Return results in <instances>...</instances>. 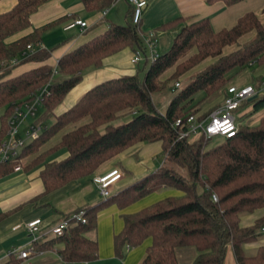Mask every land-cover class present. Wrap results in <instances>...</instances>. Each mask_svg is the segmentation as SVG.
<instances>
[{"label":"trees","instance_id":"1","mask_svg":"<svg viewBox=\"0 0 264 264\" xmlns=\"http://www.w3.org/2000/svg\"><path fill=\"white\" fill-rule=\"evenodd\" d=\"M15 1L9 11L0 14V143L13 105L28 100L31 94L49 82L53 70L42 65L2 80L17 65L43 63L49 57L45 50L29 54L26 46L36 48L42 33L54 24L34 29L28 36L10 44L4 43L6 38L27 29L30 15L50 0ZM115 1L80 0L85 10L96 12ZM224 1L232 4L241 0ZM128 6L124 25L108 24L103 34L57 61L55 76L58 80L52 81L51 78L49 95L40 107V121L51 117L53 109L81 81L82 74L100 68L103 59L126 48L133 53L141 51L145 54L141 36L148 33L142 32L139 24H131V6ZM251 32L253 37L249 41L239 42ZM227 48L233 50L225 54ZM193 49L196 53L183 65H177V69L183 67L174 79L203 62H212L197 69L182 86L175 82L179 88H172L173 95L165 111L159 113L151 96L166 88L160 76ZM23 52H27L25 58L18 59ZM140 63L148 65L142 80L138 79L136 72L92 87L69 109L53 117L52 123L42 124L44 129L37 138L21 150L19 158L36 154L61 129L88 119L86 124L63 135L56 146L39 154L32 162L31 165L41 164L48 154L58 149L67 153L63 160L43 165L39 178L46 193L72 181L91 177L101 164L136 144L159 142L161 146L163 161L158 169L100 204L80 209L84 211L85 223L72 224L49 243L62 244L57 255L65 264L93 261L97 254L96 243L84 235L95 228L99 211L111 205L121 210L151 193L169 188L180 191L182 197L167 198L138 213L121 217L122 229L113 237V249L120 260L123 259V248H137L149 240L140 264H177L174 252L184 247L195 249L193 264H223L227 246L232 250L235 264H264V248L257 249L250 256L242 249L243 245L256 240L260 230L264 229V215L250 227L241 228L238 224L241 215L256 210H262L264 214V117L254 127L237 125V133L230 139L199 136L190 143L189 140H177L178 131L184 128L174 127L176 120L183 123L188 116L200 120L218 108L220 104L201 114L192 112L203 100L229 84L231 72L236 76L250 65L264 64V24H260L253 14H247L231 29L214 33L206 20H200L184 26L166 53L151 62L143 60ZM197 93H202L203 98L193 102ZM251 102L252 112L264 107V97ZM124 117L129 119L117 125L116 122ZM213 139L221 142L213 145ZM15 165V160L0 163V178L10 175ZM213 195L216 201L212 200ZM16 263L10 257L6 264Z\"/></svg>","mask_w":264,"mask_h":264},{"label":"crops","instance_id":"2","mask_svg":"<svg viewBox=\"0 0 264 264\" xmlns=\"http://www.w3.org/2000/svg\"><path fill=\"white\" fill-rule=\"evenodd\" d=\"M119 1L116 0L108 8H104L106 11L104 17H101V12L104 10L87 11L80 0H50L40 5L29 17L30 26L6 38L5 44L15 42L28 36L34 29L49 24L54 25L44 32L57 27L62 33L75 30V37L68 43H62L47 51V40L43 37V32L39 45L36 48L32 46L27 52L34 53L37 50H45L49 52L48 59L43 63L27 62L17 65L2 80L16 77L42 65L55 68L57 61L62 56L103 34L108 24L115 25L113 23L115 16L111 7ZM123 1L127 6L124 17L126 19L129 6L126 0ZM145 2L146 6L141 14L139 29L144 33L155 32L154 51L157 56L168 51L174 37L184 26L200 20H206L214 33L231 29L239 19L247 14H253L260 24H264V0H241L232 4H227L224 0H145ZM15 4V0H0V14L9 11ZM73 20L84 22L86 25L84 30L82 31L78 27L64 30V27ZM252 37L253 33H248L239 42L245 43ZM232 50L233 48H227L224 52L227 54ZM27 52H23L18 59L25 58ZM132 55L133 52L130 49H123L103 59L100 68L83 73L81 81L53 109L51 117L45 119H50V123H52L53 117L69 109L79 97L92 87L111 79L135 74L133 64L130 63ZM211 62H203L197 69H201ZM236 76L239 78L233 84L230 81L227 86H253L255 87L256 98L264 97V64L250 65ZM225 88L213 95L212 104H221ZM252 107L253 103L247 100L237 108L239 112L236 118L247 116L245 119L246 127H254L264 117V109L252 112ZM87 122L88 119H83L76 124L64 127L41 146L36 154L20 157L16 164L17 171L0 178V264H6L9 261L10 257L7 255L11 250L28 246L30 237L25 230V224L35 220L39 221L35 236L41 237L35 244H32L34 252L29 258V264H65L57 255V251L63 248L62 244L49 243L53 237H43L42 235L61 220L68 218L76 210L93 207L103 202L98 200L99 195L92 184V178L102 176L111 170H117L121 176L110 187V191L115 194L156 170L153 168L152 160L161 156L160 143H140L101 164L91 177L72 181L61 188L45 193L39 178L43 165L61 161L66 158L67 153L64 149H58L48 154L43 163L31 165L32 162L39 154L56 146L63 135ZM38 125L42 126L41 123ZM132 211V205L121 210L111 205L99 211L96 215L95 228L84 235L87 240L96 243V259L78 264H140L150 244L149 240L144 241L137 248H123L122 260L116 256L113 249V237L119 234L123 226L121 217L131 215ZM263 215L262 210H256L247 216H240L239 227H250ZM39 246L40 249L37 250ZM259 248H264V236L261 235L242 247L245 255L253 252L255 254ZM174 255L177 264H193L196 251L193 247L178 248ZM223 264H235L230 246L225 249Z\"/></svg>","mask_w":264,"mask_h":264},{"label":"built area","instance_id":"3","mask_svg":"<svg viewBox=\"0 0 264 264\" xmlns=\"http://www.w3.org/2000/svg\"><path fill=\"white\" fill-rule=\"evenodd\" d=\"M131 6V24L137 25L140 22L141 14L146 6L145 0H126ZM106 11L101 12V17L105 16ZM78 27L82 31L86 27L85 23L80 20H73L71 23L64 27V30H69ZM144 44V53L141 51H135L130 59L131 64H137L143 60L148 62L153 61L158 56L155 54L156 38L154 33H148L142 37ZM30 46H26V50H30ZM29 54L32 52L29 51ZM13 64V62H12ZM56 74V69L53 68L51 78ZM50 81L44 86L38 88L33 94L29 96V99L18 104H14L11 113L6 121V132L4 139L0 143V163H8L11 161L19 162L20 152L26 146V144L40 134L44 127L33 124L26 127L24 138L19 136V128L24 124L25 120L29 117H34L37 110L40 109L41 104L45 98L49 95ZM179 88V84L175 83L173 89ZM225 97L223 98L220 106L210 112L204 118L198 120L194 116H188L182 123L180 120H176L174 127L184 128L178 131L177 140H192L199 136L205 139L220 137L224 139H230L237 133V124L235 123L232 113L237 110L239 105L247 101L249 98L256 96L255 90L251 86L236 87L229 85L225 88ZM26 141H28L26 143ZM18 167L15 165L13 171H17ZM121 174L117 170H111L110 172L92 178V184L94 185L98 195L103 199H107L111 196L110 187L120 178ZM213 201H216L215 196H211ZM39 221H31L25 224V230L30 237V242L27 247L14 249L8 253V257H14L17 261L16 264H29V258L33 254L32 244L41 236H35L36 227ZM84 224V211L78 210L73 212L68 218L61 220L49 230L43 233V237H58L68 229L72 224ZM260 235L264 236V229L260 230Z\"/></svg>","mask_w":264,"mask_h":264},{"label":"rangeland","instance_id":"4","mask_svg":"<svg viewBox=\"0 0 264 264\" xmlns=\"http://www.w3.org/2000/svg\"><path fill=\"white\" fill-rule=\"evenodd\" d=\"M126 7H127L126 3L123 0H120L119 2H117V4H115L114 6L111 7L112 12L115 16V19L113 22L115 25H124V23H125L124 17L126 14ZM75 34H76L75 30L68 32V33H62L61 30L57 27L52 28L47 32H44L43 37L46 38V40H47L46 44L48 45L46 47L47 51H49V49H54V47L61 45L62 43H68L69 41H71L75 37ZM195 53H196L195 49L189 51L182 58H180L179 61L173 67H171L169 70L164 72V74L162 76H160V81L166 85V88H164V90L162 92L155 93L151 96V101L159 113H163L165 111L166 105L168 104L170 98L173 95V92H171V90L173 88V84L177 81L180 83V85L184 84L185 80H187L189 77H191L195 71H197V66H195L194 68L190 69V71H184V73L182 75H179L176 79H174V76L176 75L177 71L181 70L183 67V66H179L177 69L176 68L177 65H180V64L183 65V62H185L188 58L193 56ZM132 66L135 69V73L137 72L138 79L142 80L143 75H144L148 65L147 64L143 65L142 63L139 62L136 65H132ZM185 67H187V66H185ZM233 73L234 72H231L228 75L232 84L237 78H239V76H235V75H233ZM55 80H58V77L54 76L52 78V81H55ZM202 98H203V94L197 93L193 98L194 99L193 102H197ZM213 100H214V96H211L206 100H203V102L201 104H199L197 107H194L195 109H193L192 112H196V114H201V113L209 110L210 108H212V106L214 107L216 105V104H212ZM262 109H264V107ZM238 112H239V109L232 113L234 120H235V123L237 125L245 127V119L247 118V116H243L242 118H238V117L236 118ZM1 114H2V110H0V115ZM41 117H42V111L39 109V110H37L34 117L27 118L25 120L24 124H22V126L19 128V136L21 138H24V133L26 131L25 125L28 127V126L33 125L35 123H37V124L41 123V125L42 124H44V125L50 124V119L40 121ZM128 119H129V117L121 118L119 121L116 122V124L117 125L122 124V123L126 122ZM190 141L193 142V140H189V142ZM27 142L28 141H26V143ZM211 142L214 145V144L221 142V141H220V139H213ZM162 161H163V159L161 156L153 158V160H152L153 168L158 169L161 166ZM170 166L174 170H177L174 165H170ZM110 194L113 195V193L111 191H110ZM180 197H182V193L180 191H177L175 189H169V188L161 189V190L154 192V193H151V194L143 197L142 199L136 201L135 203L131 204L132 209H133L132 214H135L141 210L147 209V208L151 207L152 205H154L160 201H163L167 198H180ZM98 200L103 201V199L100 196H99ZM139 201H142V202L138 203ZM241 216H247V215L244 214ZM261 236L263 237V235H261ZM253 254H254V252L252 254L248 253V255H253Z\"/></svg>","mask_w":264,"mask_h":264},{"label":"water","instance_id":"5","mask_svg":"<svg viewBox=\"0 0 264 264\" xmlns=\"http://www.w3.org/2000/svg\"><path fill=\"white\" fill-rule=\"evenodd\" d=\"M255 98H256V96H253V97L249 98L248 101H252V100H254Z\"/></svg>","mask_w":264,"mask_h":264}]
</instances>
